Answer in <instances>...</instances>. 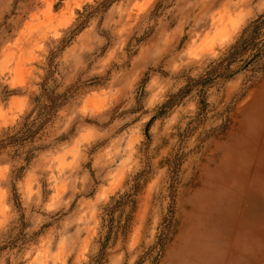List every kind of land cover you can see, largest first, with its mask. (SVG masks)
I'll list each match as a JSON object with an SVG mask.
<instances>
[{"label": "rangeland", "instance_id": "1", "mask_svg": "<svg viewBox=\"0 0 264 264\" xmlns=\"http://www.w3.org/2000/svg\"><path fill=\"white\" fill-rule=\"evenodd\" d=\"M96 1L0 0V134L62 99L0 150V264H264V54L193 83L264 0H115L59 42Z\"/></svg>", "mask_w": 264, "mask_h": 264}, {"label": "trees", "instance_id": "2", "mask_svg": "<svg viewBox=\"0 0 264 264\" xmlns=\"http://www.w3.org/2000/svg\"><path fill=\"white\" fill-rule=\"evenodd\" d=\"M115 0H99L96 1V5H85V13L78 12V16L82 19L76 22L74 26L68 30L67 37H62L59 42L65 43L73 35H75L84 26L85 20L92 13V9H105L111 2ZM90 9L91 11H87ZM65 41V42H64ZM63 44H61V47ZM249 54L248 58L242 60V64L250 63L254 58L260 57L264 54V12L257 15L254 19L248 21L240 30L238 36L232 42L224 55L212 62L209 68L206 70L203 77L195 80V84L207 83L215 76L228 75L231 71L230 67L236 62L240 61L244 55ZM234 71V70H233ZM191 86L187 84L178 90L177 92L168 95L166 100L158 107L155 116L163 114L168 108H170L178 97L182 94H186L190 90ZM62 104V99L59 94L48 88L45 85V77L40 83L39 92L30 99V108L20 117L18 124L5 129L0 134V150L12 146L16 148L22 147L25 143H31L33 140L39 138L44 132V128L52 120L56 109ZM43 147L42 144H30L26 150V155L23 157V161L27 162L30 158L32 148ZM31 147V148H30ZM19 166L18 172L22 169ZM14 173V174H15ZM15 176V175H14Z\"/></svg>", "mask_w": 264, "mask_h": 264}]
</instances>
